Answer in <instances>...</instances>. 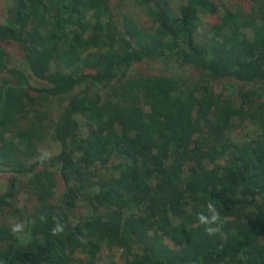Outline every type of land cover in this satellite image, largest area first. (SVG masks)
I'll use <instances>...</instances> for the list:
<instances>
[{
    "label": "trees",
    "instance_id": "1",
    "mask_svg": "<svg viewBox=\"0 0 264 264\" xmlns=\"http://www.w3.org/2000/svg\"><path fill=\"white\" fill-rule=\"evenodd\" d=\"M134 1L153 30H120L110 0H12L0 16V168L15 175L0 264H99L107 249L125 264H264V5L227 9L199 38L213 0L172 16L168 0ZM156 59L197 79L129 75ZM224 81L248 87L237 103ZM235 121L253 137L233 141ZM50 139L60 151L47 157Z\"/></svg>",
    "mask_w": 264,
    "mask_h": 264
},
{
    "label": "rangeland",
    "instance_id": "2",
    "mask_svg": "<svg viewBox=\"0 0 264 264\" xmlns=\"http://www.w3.org/2000/svg\"><path fill=\"white\" fill-rule=\"evenodd\" d=\"M169 1V15H174L178 12V9L185 3L186 0H168ZM213 2L218 7V13L213 15H202L198 26L199 38H205L211 36L212 28L219 23L221 15L228 9L234 12H239L242 14H249L255 12L260 6L264 5V0H213ZM12 6V0H0V16L1 20L6 19L7 11ZM110 8L113 16H115L117 22L119 23L120 30L124 31L129 29L132 25H137L140 28L151 31L154 29V22L146 12V8L139 6L134 0H110ZM8 51L12 54L14 65L17 67H23V60L21 58V53L19 47L16 45H8ZM135 73H142L145 75H156V76H175L181 77L184 80H195L197 79V73L194 69L182 66L177 60H147L140 64H136L129 75L133 76ZM2 83V78H0V85ZM32 85L40 86V83L33 80ZM248 88L244 84L235 83L230 81L221 82L217 86V92L223 93L224 97H230L236 103L238 99V91L240 89ZM62 101H56L53 104V115H57L59 112V103ZM64 103V101H63ZM235 128L231 132V139L235 142H242L248 138L253 137V131L255 127L248 122H238L235 121ZM60 151V146L53 139L48 140L46 144L42 147V152L47 157L54 156ZM14 174L6 173L0 168V194L7 191L9 186V181ZM25 176H17L16 181L18 186L25 183ZM63 185L59 186L57 196L59 197L62 193ZM19 201L16 199V205H23L26 196L22 194L18 195ZM84 207H81L82 211ZM82 212V214H84ZM125 264L121 258V253L116 249L108 250L104 252L103 258L99 264Z\"/></svg>",
    "mask_w": 264,
    "mask_h": 264
},
{
    "label": "clouds",
    "instance_id": "3",
    "mask_svg": "<svg viewBox=\"0 0 264 264\" xmlns=\"http://www.w3.org/2000/svg\"><path fill=\"white\" fill-rule=\"evenodd\" d=\"M208 207H209V209H212V210L214 211L212 205H209ZM198 219H199V221H200L201 223H203V224L210 223V221L208 220V218L205 217V216L202 215V214L198 216ZM217 219H218V215H217V214H213V216H212V218H211V222H215ZM13 230H14V231H18V230H19V226H17V227L14 228ZM207 230H208L210 233L213 231L211 228H209V229H207Z\"/></svg>",
    "mask_w": 264,
    "mask_h": 264
}]
</instances>
